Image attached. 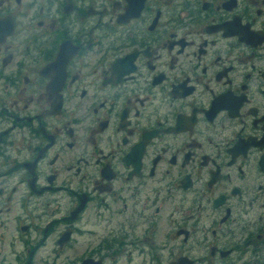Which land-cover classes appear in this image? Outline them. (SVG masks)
<instances>
[{"label":"flooded vegetation","instance_id":"obj_1","mask_svg":"<svg viewBox=\"0 0 264 264\" xmlns=\"http://www.w3.org/2000/svg\"><path fill=\"white\" fill-rule=\"evenodd\" d=\"M75 235L58 264H264V0H0V264Z\"/></svg>","mask_w":264,"mask_h":264},{"label":"rangeland","instance_id":"obj_2","mask_svg":"<svg viewBox=\"0 0 264 264\" xmlns=\"http://www.w3.org/2000/svg\"><path fill=\"white\" fill-rule=\"evenodd\" d=\"M72 243L73 244L70 246V249L63 251L58 255V257L54 260L55 264L63 263L67 260L77 258L78 253H79V237H77V235L74 236ZM55 252L57 251L55 250ZM42 253L43 252L41 250L38 251L39 255H42ZM37 264H40V263H37Z\"/></svg>","mask_w":264,"mask_h":264},{"label":"water","instance_id":"obj_3","mask_svg":"<svg viewBox=\"0 0 264 264\" xmlns=\"http://www.w3.org/2000/svg\"><path fill=\"white\" fill-rule=\"evenodd\" d=\"M68 241V234L66 233L65 235L62 236L61 242H66Z\"/></svg>","mask_w":264,"mask_h":264}]
</instances>
